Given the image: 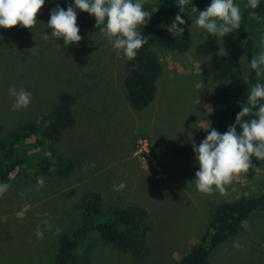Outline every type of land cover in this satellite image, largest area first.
I'll return each instance as SVG.
<instances>
[{
  "label": "rangeland",
  "instance_id": "obj_1",
  "mask_svg": "<svg viewBox=\"0 0 264 264\" xmlns=\"http://www.w3.org/2000/svg\"><path fill=\"white\" fill-rule=\"evenodd\" d=\"M234 3L242 14L247 0ZM196 18L187 50L151 47L162 72L154 100L139 111L125 97L123 51L113 49L100 31L102 25L86 28L77 21L82 39L67 46L63 38L51 37L50 14L42 8L30 29L0 28V137L49 112L60 91L78 95L73 106L76 123L55 145L59 154L74 159V170L57 177L19 167L0 180L10 185L0 196V264H50L58 246L55 229L72 220L87 190L101 193L105 209L120 197L141 204L150 217L149 253L141 263L93 237L88 243L91 264H176L206 231L215 206L264 190V170L254 162L247 173L233 178L227 195L201 193L192 182L199 170L193 145L198 147L212 129L218 131L211 97L226 76L213 61L231 51L219 40L211 54L200 53L197 44L206 30L195 24ZM262 41L264 27H259L252 35L257 55L264 51ZM237 58L242 67L241 57ZM12 86L32 93L28 107L16 105L9 92ZM175 145L185 147L187 153H174ZM39 176L45 180L40 188ZM121 182L126 187L114 191L113 186ZM43 219L50 220L51 230L40 223ZM38 224L42 236L37 234ZM209 264H264V210L249 217L217 247Z\"/></svg>",
  "mask_w": 264,
  "mask_h": 264
},
{
  "label": "trees",
  "instance_id": "obj_2",
  "mask_svg": "<svg viewBox=\"0 0 264 264\" xmlns=\"http://www.w3.org/2000/svg\"><path fill=\"white\" fill-rule=\"evenodd\" d=\"M176 2L177 0H144V10L152 16L146 25L138 26V31L146 38L147 43L137 51L135 58L125 57L127 67L123 80L126 100L135 110L145 109L156 96L162 65L151 47L161 46L172 51L190 48L191 25L199 12L211 4V0H189L181 13ZM57 6L67 10V7H74V4L73 0H45L42 9L50 14ZM74 10L77 21L83 26L99 27L95 26L94 17L79 9ZM177 14L186 23L180 26L184 28L183 34L174 37L167 28ZM241 16L239 33L233 30L224 37H216L206 32L205 37L197 44V50L202 54H211L219 40L231 49L213 61L215 68L226 76V81L211 97L214 123L221 134L235 124L237 114L248 106L247 97L252 87L258 82L264 83V74L257 76L250 67L251 59L257 56L252 35L256 29L264 27V0H259V7L256 9L245 8ZM238 56L241 57L242 67ZM77 100V94L62 90L49 112L38 114L33 120L16 126L0 137V180H6L19 167L51 172L57 177L68 176L74 170V159L59 154L55 145L63 132L76 123L73 106ZM252 118L254 117L245 116L243 119ZM239 131L237 128L238 133ZM172 150L176 154L187 153L186 148L180 145L173 146ZM252 162L260 164L264 170V160L253 157ZM76 210V215L58 234V246L50 264H91L88 243L93 237L109 243L120 253L130 254L137 263H141L148 255L150 217L141 204L123 201L118 197L105 209L101 193L87 190L80 197ZM262 210L264 190L255 195L221 202L212 209L206 231L176 264H209L211 253L235 235L249 217Z\"/></svg>",
  "mask_w": 264,
  "mask_h": 264
},
{
  "label": "clouds",
  "instance_id": "obj_3",
  "mask_svg": "<svg viewBox=\"0 0 264 264\" xmlns=\"http://www.w3.org/2000/svg\"><path fill=\"white\" fill-rule=\"evenodd\" d=\"M44 3L45 0H0V28L11 29L17 25L26 29L34 27L37 14ZM73 4L74 7L69 6L67 10L59 6L53 9L47 24L52 30L51 37L63 38L65 46L78 43L82 39L74 8L94 17L95 26H103L100 31L113 49L123 50L128 59L135 58L137 51L147 43L146 38L138 31V26L146 25L152 16L144 10V0H73ZM176 4L183 13L189 0H177ZM245 7L256 9L259 7V0H247ZM192 8L197 13L193 4ZM241 19L240 7L234 0H211V4L197 15L195 24L210 35L224 37L240 27ZM185 23L182 16L177 14L167 31L174 37L180 36L184 32V28L180 26ZM43 39L48 40L49 35L44 34ZM250 67L257 76L264 74V51L251 59ZM9 92L15 97L18 107L26 108L31 103L32 93L23 88L17 90L12 86ZM261 101H264V83L258 82L247 97L248 106L243 107L237 114L234 125L223 134L212 129L198 147L193 145L199 170L192 182L199 192L209 195L219 192L220 195H227V186L233 178L247 173L253 167V157L264 160V103ZM245 116L254 118L244 120ZM208 128L204 129L207 131ZM237 128L240 129L239 133ZM91 166L95 167L94 164ZM36 182L38 188L43 187L44 177H37ZM125 187L126 184L121 182L114 185L113 190L119 192ZM9 188V184L0 183V196ZM44 215L47 217L50 214ZM40 223L46 229H52L49 219H43ZM37 228V234L42 236L39 224ZM55 231L59 233L60 228L57 227Z\"/></svg>",
  "mask_w": 264,
  "mask_h": 264
},
{
  "label": "crops",
  "instance_id": "obj_4",
  "mask_svg": "<svg viewBox=\"0 0 264 264\" xmlns=\"http://www.w3.org/2000/svg\"><path fill=\"white\" fill-rule=\"evenodd\" d=\"M147 108V107H146Z\"/></svg>",
  "mask_w": 264,
  "mask_h": 264
}]
</instances>
